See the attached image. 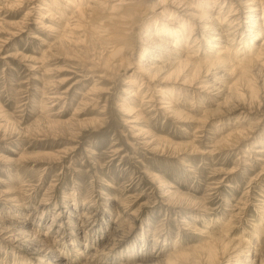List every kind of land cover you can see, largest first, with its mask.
I'll list each match as a JSON object with an SVG mask.
<instances>
[{
    "label": "rangeland",
    "instance_id": "obj_1",
    "mask_svg": "<svg viewBox=\"0 0 264 264\" xmlns=\"http://www.w3.org/2000/svg\"><path fill=\"white\" fill-rule=\"evenodd\" d=\"M20 1L0 0V264H264V52L238 34L216 68L194 31L150 79L145 37L178 10ZM183 1L191 25L237 6Z\"/></svg>",
    "mask_w": 264,
    "mask_h": 264
},
{
    "label": "bare ground",
    "instance_id": "obj_2",
    "mask_svg": "<svg viewBox=\"0 0 264 264\" xmlns=\"http://www.w3.org/2000/svg\"><path fill=\"white\" fill-rule=\"evenodd\" d=\"M76 1L77 2H82V0H76ZM86 1H88V0H86ZM116 1L118 2L117 6L120 5V6L124 7V11L123 12H124L125 15L128 16V19H126V20H130V19L134 18V16H137L135 8H137V4L139 3L138 1H136V0H116ZM203 1H204V5L208 4L207 0H203ZM260 1L261 0H237L236 8L233 9V5L235 3L234 4L232 3V5L230 7V9L232 10L230 12H232V13L234 12V14L231 15L229 19H227V17H229V15H227L225 17V19H223V17L218 18L219 15L215 16V17H212V18H210V16L209 17L207 16V17L204 18V20L201 21L203 23V25L201 23H196V24L191 25L190 22L191 21L195 22V19L199 18L201 12H199V11L195 12V11L191 10L190 7H188V5L185 4V2L183 0H152V1H149L150 5H152L154 7V9L152 7L150 10H153L154 13H156V14H165L166 11H168L167 13L171 14L172 11L169 10V7H172L176 11L178 10L180 19H178L177 25H171V26H173L171 29H167L166 30L164 26H161L162 28L161 27L159 28V27L156 26V28L153 27L154 28L153 29V34L146 35L144 43H146V44H148L150 46L153 56L154 57H158V59H156V58H146L148 63L144 64L143 65L144 67L143 66L140 67L141 71L143 73H145V74H148L149 75L148 78H150V79H152L156 74L163 73V72H166L168 70H169L168 73H170L168 75V77L170 75H172L175 71H177V70L179 71L180 65H183V64H180V63L181 62L184 63L183 60L191 58L192 56H194L196 58L195 55H192V56L187 55V53L190 52L189 50L192 49V45L190 46V44L186 43L189 40H192V42L195 43V44H193V46H195L198 43L197 42L198 38L195 37V34L193 33L194 31H200L203 34H205L204 36L206 37V41H203L204 44L200 43V46H202L204 51L206 53H208L209 58L213 59L212 63H215V64L218 65V66L216 65V68L217 67L218 68L221 67L220 65L223 64L222 63L223 59H225V58L230 56V52L233 49L232 47L237 42L236 38H237L238 34H241V35L246 34V36H245L246 38L244 37L242 39L243 40L242 42H241V39H240L239 43H241L242 45H245V43L247 42V39L250 40V42H248V45H249L248 47L249 48L247 50H248V52H253L254 51L253 53L255 55L257 54V56H258L261 52H264V40H261V43H259L258 46H255V44H254V42L256 40L258 41V39L260 38L261 35L264 36V11H259L257 9V6L259 5ZM88 2H91V0L88 1ZM62 3H63V5H66V6H69L70 8H72V12L70 13V15H72V16L84 17V15H86V14H87V16L91 15V12L89 11V9L91 8L90 5H88V6L86 5L85 9L83 10L81 8H78V6L75 7V8L72 7L71 6L72 4L70 5V3L67 2V1H63ZM73 3H75V2H73ZM32 8H34V7H32ZM113 8L114 9L116 8L115 5L110 8V11L114 10ZM221 9L222 8L219 9L217 14H221V12H220ZM144 11H145V9H144ZM180 12H184V14H181ZM193 12L194 13H198V14H193ZM241 12H243V13H241ZM142 13H144V12H142ZM232 13H230V14H232ZM259 13L261 14V16H260ZM233 16H236L235 21H231ZM239 19H240V21H239ZM241 20L243 22H241ZM153 24L156 25V23H153ZM197 24H200L201 26L196 27ZM189 25L192 28L190 29V32L186 34L185 31H187V29H188L187 26H189ZM149 26L150 25L148 24V28H151V26L150 27ZM242 28H243V31L240 32L242 30ZM203 34L199 35L200 36V40H204L203 39ZM153 35L156 36V38H150V36H153ZM181 38L186 39V40L182 41V42H185L187 44V45L184 46V47L187 48V51H185V53L183 52V50L178 48V47L181 48V46H183L182 42L180 41ZM114 51H115L114 55L115 54L117 55V52L119 51V49L114 50ZM163 52H164V54H163ZM109 54H112V52L109 53ZM147 54L149 55V51L147 52ZM165 54L166 55L170 54L171 56H175V57L172 58L171 60L163 61L162 58L166 57ZM147 56L144 55L143 57H147ZM161 56H162V58H161ZM179 58H182V59H179ZM250 59H252V58H250ZM179 60H181V61H179ZM232 60L233 59H231L230 61H232ZM248 60H249V57H248ZM194 62L196 63V61H194ZM187 63L189 64V62H187ZM191 63H193V62H191ZM207 63L210 64V62H206V64ZM209 64H207V65H209ZM215 64H214V66H215ZM241 64L242 63H240V65ZM225 65H227V64L225 63ZM211 66L213 67V64ZM211 66H209V67H211ZM192 67L193 66H190V68H192ZM243 67H244V64H243ZM207 74H205V75H207ZM204 87H206V86H204ZM213 88H212V90H213ZM208 90H210V89L208 88L207 91ZM202 91H203V89H202ZM130 96L132 97V96H134V94L130 95ZM146 101H148V100H146ZM224 101L226 102V100H224ZM224 101H222V102L224 103ZM222 102H220L219 104H222ZM162 104H166L165 108H167V106H170L171 103H168V102L165 103L164 102ZM160 108H162V107L160 106ZM132 110H134V109H132ZM164 110L167 111V109H164ZM206 112L207 111H205V113ZM207 115H209V114H207ZM212 115H213V112H212ZM239 136H241V135H239ZM82 225H83V223H82ZM9 239L11 240V238H9ZM54 249L55 248H54V245H53L51 247H48V248L44 249V251L41 249L40 252L43 251V252H46L47 255H49V254H51L50 252H54ZM179 254L180 253H178V255ZM181 254H183V252H181ZM174 255H176V254H174ZM54 258H56V259L52 258L53 259L52 261H54L55 263L59 262L58 260H61L59 257H56V256H54Z\"/></svg>",
    "mask_w": 264,
    "mask_h": 264
}]
</instances>
